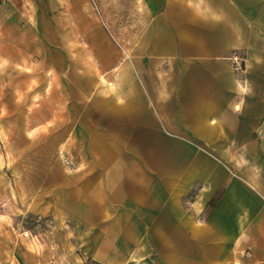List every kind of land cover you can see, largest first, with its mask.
Segmentation results:
<instances>
[{
  "label": "rangeland",
  "instance_id": "rangeland-1",
  "mask_svg": "<svg viewBox=\"0 0 264 264\" xmlns=\"http://www.w3.org/2000/svg\"><path fill=\"white\" fill-rule=\"evenodd\" d=\"M257 32L225 61L187 67L226 70L228 79L174 78L177 63L120 45L94 0H0V264H160L144 248L156 223L197 264L201 248L181 224L189 216L221 239L224 262L253 264L260 207L245 192L261 197L264 177ZM184 86L222 108L211 138L165 103ZM61 126V141L51 142ZM189 168L199 172L186 177Z\"/></svg>",
  "mask_w": 264,
  "mask_h": 264
},
{
  "label": "crops",
  "instance_id": "crops-1",
  "mask_svg": "<svg viewBox=\"0 0 264 264\" xmlns=\"http://www.w3.org/2000/svg\"><path fill=\"white\" fill-rule=\"evenodd\" d=\"M94 2L120 45L130 47L132 53L160 56L163 61L177 63V68L169 71L174 78L217 76L228 79L230 74L226 70L214 74L204 69L193 70L187 67H193L195 63L203 65L206 62H223L233 47L243 45L246 37H257V30L264 29V0H250L252 8L246 7L245 0H94ZM260 2L263 6L262 12ZM247 19L252 22L251 26L246 24ZM130 59H133L132 55ZM49 62L51 59L45 58L42 64L46 67ZM253 75L264 78V69L254 72ZM81 82L84 83L83 80ZM261 84L263 87L264 83ZM83 85L92 86L91 77H88ZM170 93L176 96L168 97L165 103L172 102L176 105L178 117L186 121L184 124H192V130L201 137L211 138L216 133L217 126L212 117H216L222 108L207 95L206 91L184 86ZM103 102L110 109L114 107L109 97H104ZM65 130L63 126L57 128L50 135V141L54 143L61 141ZM96 140L100 147L102 149L104 147L108 152V146L98 141L101 139ZM241 154L247 161L252 162L247 151L242 150ZM257 167L254 163V168ZM195 172L199 171L189 168L184 172V176ZM178 186L180 187L181 183ZM255 188L261 197H255L252 191L245 192L247 198L249 197L248 201L260 207L254 218L255 222L259 223L262 234L255 241L252 262L264 264V251L258 248L260 244L264 245V177L256 181ZM239 199L245 202L243 198ZM237 209L230 207L228 210L236 212ZM181 224L191 230L190 239L197 242L201 248L202 257L197 264H227L224 261L228 251L224 249L219 237L206 234L208 233L206 227L197 223L193 216L182 218ZM155 240L159 241L157 248L154 245ZM144 241L148 262L153 260L152 250H156V260L160 264H192V259L186 258L182 251L177 249L172 235L165 230L162 223H156L153 228L152 225L149 226Z\"/></svg>",
  "mask_w": 264,
  "mask_h": 264
}]
</instances>
